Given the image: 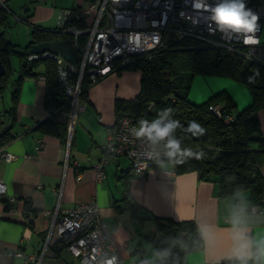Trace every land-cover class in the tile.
Here are the masks:
<instances>
[{
	"label": "crops",
	"instance_id": "obj_1",
	"mask_svg": "<svg viewBox=\"0 0 264 264\" xmlns=\"http://www.w3.org/2000/svg\"><path fill=\"white\" fill-rule=\"evenodd\" d=\"M0 1L8 16L19 19L28 33L34 27L54 28L59 9L87 5L86 0ZM212 78H206L207 83H215ZM139 86L140 71L132 67L91 84L84 94V109L73 125L67 147L66 137L63 141L34 130L48 112L43 104L44 77L23 78L14 108V138L5 144V150L17 158L0 159V179L6 187L5 200L0 205V264H32L6 252L31 253L43 247L39 264H81L60 243L54 231L49 233L51 212L57 209L61 213L91 198L106 221L110 239L124 263L140 257L152 262L159 259L151 215L191 219L197 225L203 248L188 253L187 264H220L235 259L232 257L234 220L240 222L239 226L251 240L257 243L264 240V214L250 211L247 191L219 197L214 182L200 179L195 171L176 173L169 160L148 168L142 176H133L127 158L107 155L104 177L96 179L94 163L104 155L106 128L115 122L114 100L133 98ZM220 90L232 99L236 111L251 103V93L227 79L203 91L201 97L188 91L187 98L199 104ZM8 106L9 101H1L0 112ZM63 112H58L55 119L64 123ZM257 116L264 136V110ZM2 121L8 123V119ZM39 140L42 147L36 149ZM261 171L264 174V165ZM130 200L138 206L135 216L128 207Z\"/></svg>",
	"mask_w": 264,
	"mask_h": 264
},
{
	"label": "trees",
	"instance_id": "obj_2",
	"mask_svg": "<svg viewBox=\"0 0 264 264\" xmlns=\"http://www.w3.org/2000/svg\"><path fill=\"white\" fill-rule=\"evenodd\" d=\"M7 19L8 11L0 6V25H6ZM68 37V34L55 27H34L29 32V40L23 52H18L14 44L4 39V33H0V60L5 67L4 74L0 76V95L9 87V106L0 112V145H5L14 138V108L23 78L43 76L44 106L48 110H66V98L58 85L55 61L47 56L28 59V55L34 43ZM14 55L17 60L16 67L11 62ZM126 67L140 71L139 91L131 99L114 100L115 121L122 115L139 117L147 114L154 118L166 107L174 109L173 118L178 119L185 127L188 121L196 120L205 127V135L192 137L191 134L177 129L175 136L182 140V148L202 150L204 156L200 160H189L183 165H175L170 161L174 172L195 171L200 179L216 184L219 197L235 196L247 191L250 205H257L264 199V174L261 171L264 165V136L260 132L257 116L258 110L264 108V68L240 59L226 50L203 46L188 38L138 57L133 63L117 71ZM195 75L225 76L240 82L250 90L251 103L236 111L234 102L224 91L212 95L202 103H192L187 94ZM90 85L84 77L83 94ZM216 105L219 106V116L209 109V106ZM2 119H8V123ZM65 125V122L58 121L55 116L46 117L35 125L34 130L57 136L64 141ZM128 203L132 215L135 216L138 206L132 200ZM25 209H29L27 203ZM149 218L155 224L154 244L159 253H168L166 256L159 255L157 262L187 264L188 253L203 248L201 232L193 220H174L154 215ZM220 264H239V261L226 260ZM249 264L256 262L250 260Z\"/></svg>",
	"mask_w": 264,
	"mask_h": 264
},
{
	"label": "built area",
	"instance_id": "obj_3",
	"mask_svg": "<svg viewBox=\"0 0 264 264\" xmlns=\"http://www.w3.org/2000/svg\"><path fill=\"white\" fill-rule=\"evenodd\" d=\"M85 7L59 9L56 14L55 28L69 35L76 52L75 63L66 62L50 52L28 55V59L50 57L56 63L58 85L66 98V145L72 133L78 114L84 109L82 79L90 84L118 69L133 63L138 57L171 46L180 39L198 41L203 46L226 50L236 57L264 68V39L261 36L264 22V0H245L246 6L259 15L260 30L256 33L258 45H244L234 36L229 39L218 31L209 28L204 20L198 24L182 18L183 15L195 16L191 0H86ZM214 4L215 0H208ZM0 6L3 3L0 1ZM64 74L63 76L61 74ZM151 104L148 106L150 108ZM217 116L219 106H209ZM58 109L50 108L47 117H54ZM141 118L151 121L147 114L139 117L122 115L106 128L104 155L94 163L97 180L104 177L107 155L122 156L129 161V173L142 176L150 167L167 160L163 142L152 146L145 139L135 138L130 129L138 126ZM42 147L39 140L36 149ZM158 154V155H157ZM30 156V155H25ZM17 156L0 145V159L11 161ZM6 187L0 179V205L4 202ZM252 213L264 214V199L252 205ZM54 231L60 243L81 264H100L102 259L115 255L118 264H161L140 257L124 263L114 247L106 221L102 218L93 198L77 203L61 213L51 212L49 233ZM20 256L25 262L39 264L44 253L40 251L25 253L19 250L6 252Z\"/></svg>",
	"mask_w": 264,
	"mask_h": 264
},
{
	"label": "clouds",
	"instance_id": "obj_4",
	"mask_svg": "<svg viewBox=\"0 0 264 264\" xmlns=\"http://www.w3.org/2000/svg\"><path fill=\"white\" fill-rule=\"evenodd\" d=\"M191 8L195 16L185 14L182 18L194 24L204 20L214 32L218 31L229 39L234 36L242 40L246 46L260 43L256 35L260 30L259 15L246 6L245 0H215L214 4L209 3L208 0H191ZM251 79L250 77V82ZM173 114L174 109L166 107L160 110L151 121L141 118L138 126L132 127L130 132L135 138L145 139L152 146L163 142L166 150L164 155L175 165H183L192 159H202L204 156L202 150L193 151L190 147L182 148V140L177 139L175 133L177 129H181L192 137H200L206 134L205 127L196 120L188 121L185 127L178 119L173 118ZM239 223L238 220H234L235 244L232 257L238 260L239 264H249L250 260H254L256 264H264V240L258 243L251 240ZM167 254V252L157 253L160 256ZM100 264H118V258L113 255L102 259Z\"/></svg>",
	"mask_w": 264,
	"mask_h": 264
},
{
	"label": "rangeland",
	"instance_id": "obj_5",
	"mask_svg": "<svg viewBox=\"0 0 264 264\" xmlns=\"http://www.w3.org/2000/svg\"><path fill=\"white\" fill-rule=\"evenodd\" d=\"M2 32L4 33V39L5 40L14 44L15 49L18 52H23L25 45L27 44V42L29 40V33L26 32L24 26L21 24V21L19 19H14L13 17L8 16L6 25H0V33H2ZM261 36H262V39H264V22H262ZM11 62H12L13 67L17 66V60H16L15 55L11 57ZM211 77H213L212 79H215V83L221 82L224 79H227V80L235 83L236 85L241 86L242 89L246 93L250 94V90L247 88L246 85H244L240 82L234 81L228 77L218 76V75H195L191 80L193 82V86L190 88V86H191L190 85L188 91H191V93H193L197 96L200 95L199 97H201L203 94V91L208 90L209 88H211L215 84V83H211V82H210V84L207 83L206 78H211ZM222 91H224V90H220L218 92H222ZM218 92H215L214 94H216ZM214 94H212V95H214ZM1 101L4 103H7V101H9V87L6 90H4V92L0 95V102ZM260 110H264V108H261ZM260 110H258V112ZM258 112H257V115H258Z\"/></svg>",
	"mask_w": 264,
	"mask_h": 264
},
{
	"label": "water",
	"instance_id": "obj_6",
	"mask_svg": "<svg viewBox=\"0 0 264 264\" xmlns=\"http://www.w3.org/2000/svg\"><path fill=\"white\" fill-rule=\"evenodd\" d=\"M50 52L52 54L60 56L64 61L75 63L77 60L76 52L74 51L71 40L69 38L59 39V40H49L34 43L30 47V53L40 54L43 52ZM5 72V67L0 60V76ZM66 111L63 115L66 117ZM64 117V119H65Z\"/></svg>",
	"mask_w": 264,
	"mask_h": 264
}]
</instances>
